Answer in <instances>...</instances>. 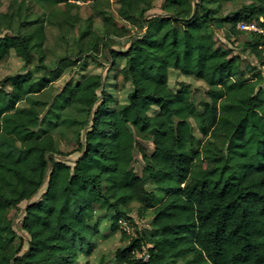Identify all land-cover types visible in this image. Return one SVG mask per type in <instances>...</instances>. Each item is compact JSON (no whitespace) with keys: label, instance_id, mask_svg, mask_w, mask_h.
<instances>
[{"label":"trees","instance_id":"trees-1","mask_svg":"<svg viewBox=\"0 0 264 264\" xmlns=\"http://www.w3.org/2000/svg\"><path fill=\"white\" fill-rule=\"evenodd\" d=\"M32 1L43 8L36 18L23 16L25 1L15 12H0V34L6 32L0 36V64L15 53L28 69L39 56L43 72L7 76L0 85V264H76L81 254H92V240L100 234L93 223L96 204L115 213L112 230L120 231L127 243L113 257L120 264H167L190 256L187 264H264V89L258 92L263 76L246 78L239 60L218 45L213 27L218 10L210 5L219 0H165L161 7L166 14L160 17L147 15L156 0H118L123 24L104 17L102 37L93 17L81 22L80 14L65 11L69 26L86 23L77 39L78 53L95 61L99 42L108 46L106 39L131 34L126 24L139 30L130 35L127 50H109L113 64L119 58L126 61L118 76L130 81L132 90L113 110L108 106L116 102L104 95L93 113L98 91L108 82L100 74H88L77 84L66 83L45 114L34 97L49 87L47 73L56 71L46 64V23L61 26L62 21L53 22L55 12L43 2L57 6L61 1ZM262 16L264 0H257L237 12L233 28ZM14 19L24 32L11 33ZM261 44L260 36L249 34L244 47L264 66ZM170 70L204 82L208 100L197 104L189 86L173 92ZM25 100L32 105L19 108ZM154 107L158 112L151 115ZM68 108L93 115L85 141L78 142L82 155L74 166L51 159L58 149L56 110ZM132 151L149 161L141 175ZM200 162L212 166L202 170ZM149 181L156 189L147 188ZM45 184L41 198L24 212L30 241L23 253L12 211ZM133 202L141 215L152 217L154 238L133 237L120 225L130 219ZM148 245L145 261L137 253ZM107 261L104 256L99 264Z\"/></svg>","mask_w":264,"mask_h":264},{"label":"rangeland","instance_id":"rangeland-1","mask_svg":"<svg viewBox=\"0 0 264 264\" xmlns=\"http://www.w3.org/2000/svg\"><path fill=\"white\" fill-rule=\"evenodd\" d=\"M25 1L28 9H23V16L27 15L30 18H36L43 12V8L39 3L32 0H0V12H15L19 6V3ZM61 3L57 6H52L49 2L44 1L45 6L49 9L53 8L54 14L51 19L55 22V18L62 21V25H55V23H46L48 39L45 44L46 64L54 68V73H47V79L50 81L49 87L42 93L36 95L34 98L38 101L37 106L40 108L42 114H45L48 109L52 107L55 97L61 92L64 85L68 82L77 84L88 74H100L108 82L107 87L104 86L98 91L99 102L95 106L93 113L98 110L101 105L104 95H110L113 97L116 103L110 104L108 108L115 109L116 104L125 103L129 92L132 90L131 82L118 76V71L123 68L126 61L123 58H119L116 64H113L109 54V50L116 49L125 51L129 48L131 43V37L137 31L136 27L126 24L131 28L132 33L121 38L106 39L108 46L104 45L103 41L99 42V50L96 51L95 57L98 61H95L94 56H80L79 43L77 39L81 35L82 31L86 28V23H81L90 17L94 18V29L99 36H105V30L103 28V18L106 16H113L118 24H123L119 19L118 0H60ZM165 0H156L153 3V7L147 12L148 16L160 17L165 15V11L162 9V5ZM257 0H219L217 3H212L210 6L218 10L216 22L213 23L215 29L218 45L225 51L229 52L230 57H236L239 60L241 71L246 78L256 79L257 74L263 76V82L258 87V92L264 89V66L256 64L251 52L244 47L245 42L249 39V33L239 32L237 27L233 28L232 20L236 17L237 12L245 7L252 6L253 2ZM70 5H66V3ZM195 4L198 3L194 0ZM39 5V6H38ZM68 11L69 14H80L82 17L81 24L78 26H69L64 19V12ZM49 18V15H48ZM24 32L21 27V21L16 19L12 22V32L14 34H20ZM6 32H2L0 36H3ZM39 56H35L32 64L27 69L24 66V62L21 58L17 57L15 53H12L9 60L6 63L0 64V85L1 81L7 76H13L19 73H25L27 70H31L34 75H42L43 72L37 66ZM116 76L120 77L116 80ZM231 84L233 81L230 82ZM169 86L173 92L179 91L184 86L192 88L194 99L197 104L202 101L208 100L207 91L208 86L202 82L190 77H185L176 70H170L169 72ZM262 92V91H261ZM264 98V94H261ZM32 105L30 100L22 101L19 104V108H28ZM202 111L203 108H200ZM59 116L58 127L53 130L54 138L57 142V152L51 155L53 161L66 162L72 166L75 165L76 160L82 155L81 149H79L78 142L86 139L87 131L90 130L93 118L86 117L80 114L74 108H68L65 110H56ZM158 112V108L154 107L150 110L151 115H155ZM72 118L77 121L76 125H71ZM66 119V121H65ZM193 127V133L198 140L202 139V134L199 132L196 123L191 120ZM197 147L201 148V145L197 144ZM153 145L149 143V149L147 151L148 156ZM130 156L133 160V166L136 172L141 175L143 169L149 164V161L144 160L143 156L137 151H132ZM202 170H207L212 166L208 162H200ZM147 176V174H146ZM47 184L43 186L40 192L33 197L30 201H23L19 209L12 211L11 217L14 220L13 228L16 233L22 238L24 245L22 252H26L29 248L30 236L23 229L25 209L33 202L38 201L42 194L46 191ZM147 188L149 190L156 189V185L153 181H149ZM96 214L98 218L93 223H98L100 227V234L92 240V254H81L76 264H99L102 257H108L107 264H120L119 261H114L115 252L118 248L124 247L127 243L121 241V232L113 231V218L114 212H108L105 208H101L96 204ZM139 204L131 203L129 205V216L126 225L123 227L133 237H140L145 234L148 237H155L156 231L152 225V217L143 216L139 212ZM107 216V220L104 216ZM121 225V224H120ZM122 226V225H121ZM151 245L145 246V250ZM140 254V253H139ZM190 256L186 259L171 260L167 264H187Z\"/></svg>","mask_w":264,"mask_h":264},{"label":"built area","instance_id":"built-area-1","mask_svg":"<svg viewBox=\"0 0 264 264\" xmlns=\"http://www.w3.org/2000/svg\"><path fill=\"white\" fill-rule=\"evenodd\" d=\"M236 27L241 32H247L249 34H256L260 36L262 39L261 48H264V16L255 21H239ZM120 223L122 227L126 225V221L124 220H120ZM137 256L145 261L149 259V253L146 250L144 253H137Z\"/></svg>","mask_w":264,"mask_h":264}]
</instances>
